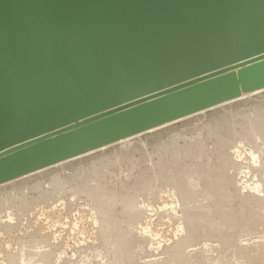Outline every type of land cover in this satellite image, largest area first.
Masks as SVG:
<instances>
[{
	"label": "water",
	"instance_id": "95a60500",
	"mask_svg": "<svg viewBox=\"0 0 264 264\" xmlns=\"http://www.w3.org/2000/svg\"><path fill=\"white\" fill-rule=\"evenodd\" d=\"M264 88V0H0V184Z\"/></svg>",
	"mask_w": 264,
	"mask_h": 264
},
{
	"label": "rangeland",
	"instance_id": "374dc122",
	"mask_svg": "<svg viewBox=\"0 0 264 264\" xmlns=\"http://www.w3.org/2000/svg\"><path fill=\"white\" fill-rule=\"evenodd\" d=\"M263 95L264 88L243 93L236 99L0 184V195L4 196L21 185L38 183L43 186L41 198L29 187L30 191L25 193L26 211L21 212L18 206L1 209L0 264H10L11 258L19 259V264L27 261L26 258H32L31 264H264V134H259L264 132V127L260 129L262 132H257V138L242 137L239 132H234L236 135L229 133L231 138L216 134L221 125L229 122L234 126L228 125L230 129L236 130L241 118H254L264 112ZM258 106L261 112H258ZM210 133L213 136H209ZM214 136L218 139L223 136L221 148L215 145L216 142L211 143ZM172 138L190 154L183 156L182 166H171L170 180L152 178L157 168L154 169L152 160L145 162L146 165H138L143 154L140 152L149 154L155 143ZM135 148L141 151L138 153ZM166 155L161 159L163 162L171 160V154ZM153 161L159 162L156 154ZM143 169L148 171L143 172ZM37 172H40L39 177L28 178ZM143 174L147 175L145 184L138 180ZM50 177L62 181L57 192H54ZM86 177L92 179L94 186L100 181L106 184V194L100 197L101 202L94 203L80 189ZM132 184H135L134 188ZM16 189L15 198L22 200V193ZM14 204L20 205V201L16 200ZM105 214L110 221H106V226L102 216ZM122 242L128 244L123 247Z\"/></svg>",
	"mask_w": 264,
	"mask_h": 264
},
{
	"label": "bare ground",
	"instance_id": "6f19581e",
	"mask_svg": "<svg viewBox=\"0 0 264 264\" xmlns=\"http://www.w3.org/2000/svg\"><path fill=\"white\" fill-rule=\"evenodd\" d=\"M257 95L259 96V94L257 93ZM262 96V95H261ZM263 97H264V95H263ZM255 98V97H254ZM251 99V98H250ZM248 100V99H247ZM252 100H254L253 98H252ZM255 101V100H254ZM264 101V100H263ZM260 102V101H259ZM245 104V103H244ZM261 103H259V105H260ZM261 106H263V105H261ZM257 107V106H256ZM259 107V106H258ZM260 108V107H259ZM257 109V108H256ZM261 110V108L259 109V111L258 112H261L260 111ZM257 111V110H256ZM255 112V111H254ZM226 114V113H225ZM230 116H231V113L229 114ZM228 115V116H229ZM241 115V114H240ZM243 115H246V114H243ZM253 115H254V113H253ZM223 116V115H222ZM235 116V115H234ZM237 116V115H236ZM247 116H249V114L247 115ZM251 116V115H250ZM240 117H242V116H240ZM230 118V117H229ZM232 119V118H231ZM231 119H230V121H231ZM241 121H240V127H239V125H238V129H230L231 127H229L228 125H231V124H229V122H228V125H221V126H219L216 130V134L218 133V134H221V135H228L227 136V138L229 137V138H231L230 136H229V133H230V135L232 134H234V135H236L234 132H236V133H240L241 134V136L242 137H250V136H254L255 138H257L259 135L257 134V132H259V130L261 129V127H264V126H262V123L264 124V112H261V113H259L258 115H256V117H255V115H254V118H253V116H252V118L251 117H243V118H241L240 119ZM232 123V122H231ZM213 124V123H212ZM227 124V123H226ZM235 124V123H234ZM237 124V123H236ZM201 125V124H200ZM215 125H217V124H215ZM232 126V125H231ZM234 126H232V128H233ZM197 129V128H196ZM264 129V128H263ZM194 131V130H193ZM208 131H209V129H208ZM261 131V130H260ZM264 131V130H263ZM211 133H212V131H210ZM233 132V133H232ZM262 132V131H261ZM199 133V132H198ZM211 133L209 134V136H213V135H211ZM215 134V133H214ZM217 134V135H218ZM259 134L261 135V134H264V132L263 133H260L259 132ZM216 135V136H217ZM258 135V136H257ZM155 136V135H154ZM208 136V137H209ZM218 137H220L219 135H218ZM223 137V136H222ZM222 137H221V139H222ZM262 137V136H261ZM158 138V137H157ZM179 138V137H178ZM212 138H214L213 139V142H211V143H213L214 144V142H216L215 143V145L216 146H218V147H220L221 146V144H222V141H221V139H218L217 137H212ZM239 138V137H238ZM183 139V138H182ZM233 139V138H232ZM259 139V138H258ZM240 140V139H239ZM202 141V140H201ZM211 141V140H210ZM227 141V140H226ZM231 141V140H230ZM198 142H199V140H198ZM253 142V141H252ZM144 143V145H145V143H146V141L145 142H143ZM148 143V142H147ZM202 143V142H201ZM204 143V142H203ZM225 143V142H224ZM246 143V142H245ZM195 144H196V142H195ZM200 144V142L197 144L198 146H199V148H200V146L201 145H199ZM212 144V145H213ZM143 145V146H144ZM184 145V144H183ZM193 145V144H192ZM191 145V146H192ZM204 145V144H203ZM220 145V146H219ZM228 145H230V144H228ZM251 145V144H250ZM181 146V145H180ZM180 146H178L177 145V143L175 142V140H173V138L172 139H169V140H166V141H164L163 139L162 140H160L159 141V143H155V145H154V149H153V151H151L149 154H145L146 152H140L141 154L143 153V154H145V156H143V154H142V157L139 159V164L138 165H140V163H142V164H144L145 162H150L151 160H152V163H153V167H154V169H156V172L154 173V175H152V178H155V179H159V177H161V179L163 178L164 180L166 179V180H170V169H171V166H173V167H175V168H177V167H180V166H182V164H181V160H183L182 158H183V156H187L188 154H190V151L189 150H187L186 149V147H184L185 149H181V147ZM188 146V145H187ZM191 146H188V147H191ZM197 146V147H198ZM252 146V145H251ZM146 147H147V145H146ZM205 147V146H204ZM250 147V146H249ZM257 147V146H256ZM255 147V148H256ZM260 147V146H259ZM144 148V147H143ZM148 148V147H147ZM146 148V149H147ZM194 148V147H193ZM198 148V149H199ZM221 148V147H220ZM222 148H223V146H222ZM251 148H253V150H254V147H251ZM190 149V148H189ZM201 149H203V147L201 148ZM259 149V148H258ZM133 150V149H132ZM135 150H136V148H135ZM191 150H192V148H191ZM194 151L193 152H195V149H193ZM224 150V149H223ZM262 150V149H261ZM130 151H131V149H130ZM256 151V150H255ZM135 152V151H134ZM133 152V153H134ZM136 152H138V150H136ZM138 152V153H139ZM251 152V151H250ZM254 152V151H253ZM257 152V151H256ZM256 152H255V155H256ZM89 153V152H88ZM131 153V152H130ZM228 153V152H227ZM241 153V152H240ZM239 153V154H240ZM257 153H260V152H257ZM134 154H136V153H134ZM157 155L158 156V158H159V162L157 163H155L154 161H153V155ZM166 154H171V160H169V161H167V162H163L161 159H163L162 157L163 156H167ZM191 154H192V152H191ZM250 154H252V153H250ZM88 155V154H87ZM121 155H123V154H121ZM125 155H127V154H125ZM219 155V154H218ZM110 156V155H109ZM133 156V155H132ZM246 156V155H245ZM257 156V155H256ZM107 157V156H106ZM111 157H113V155L111 156ZM116 157V156H115ZM119 157V156H118ZM122 157V156H121ZM126 156H124V158H125ZM244 157V156H243ZM261 157V156H260ZM83 158V157H82ZM117 158V157H116ZM128 158V157H127ZM189 158H190V156H189ZM224 158V157H223ZM241 158V157H240ZM247 158V157H246ZM253 158V157H252ZM258 158H259V156H258ZM102 159H103V157H102ZM107 159V158H106ZM109 159V158H108ZM123 159V158H122ZM130 159V158H129ZM242 159V158H241ZM254 159V158H253ZM255 159H257V158H255ZM104 160H105V158H104ZM258 160V159H257ZM98 161V160H97ZM115 161V160H114ZM185 161V160H184ZM243 161V160H242ZM183 162V161H182ZM254 162V161H253ZM257 162V161H256ZM259 162V161H258ZM261 162V161H260ZM96 163V162H95ZM103 163V162H102ZM262 163V162H261ZM261 163H259V164H261ZM97 164V163H96ZM99 164V163H98ZM106 164V163H105ZM109 164V163H108ZM147 163H145V165H146ZM237 164V163H236ZM249 164V163H248ZM88 165V164H87ZM133 165V164H132ZM156 165V166H155ZM231 165V164H230ZM234 165V164H233ZM241 165V164H240ZM90 166V165H89ZM237 166V165H236ZM255 166V165H254ZM259 166V165H258ZM262 166V165H261ZM82 167V166H81ZM84 167V166H83ZM92 167V166H91ZM94 167V166H93ZM148 168H149V166H147ZM152 167V168H153ZM186 167V166H185ZM214 167V166H213ZM241 167V166H240ZM251 167V166H250ZM249 167V168H250ZM103 168V167H102ZM105 168V167H104ZM107 168V167H106ZM236 168V167H235ZM254 168V167H253ZM150 169V168H149ZM184 169V168H183ZM188 169V168H187ZM190 169H191V167H190ZM218 169V168H217ZM68 170V169H67ZM81 170V169H80ZM89 170V169H88ZM102 170V169H101ZM100 170V171H101ZM185 170V169H184ZM212 170H214V169H212ZM229 170V169H228ZM241 170V169H240ZM257 170V169H256ZM77 171V170H76ZM82 171V170H81ZM144 171H148V170H145V169H143V172ZM191 171H192V169H191ZM83 172V171H82ZM92 171H90V173H91ZM97 172H99V171H97ZM104 172V171H103ZM150 172V171H149ZM193 172V171H192ZM256 172V171H255ZM258 172V171H257ZM38 173V172H37ZM87 173V172H86ZM146 173H148V172H146ZM145 173V174H146ZM29 174H31V173H29ZM36 174V173H35ZM46 174V173H45ZM57 174V173H56ZM72 174V173H71ZM76 174H78L77 172H76ZM140 174V173H139ZM145 174H143L142 176H141V179L139 178L138 180H140L139 182H141V183H143V184H145L146 182H145V179H147L145 176H147V175H145ZM26 175H28V174H26ZM32 175V174H31ZM34 175V174H33ZM84 174H82V176H83ZM90 175V174H89ZM94 175V174H93ZM101 175V174H100ZM100 175H98V176H100ZM188 175V174H187ZM259 175V174H258ZM40 176V172L38 173V174H36V175H34V176H28V178H36V177H39ZM42 176V175H41ZM82 176H81V178L80 179H82ZM97 176V175H96ZM95 176V177H96ZM189 176V175H188ZM72 177H73V175H72ZM88 177V176H87ZM85 178L84 179V181H83V183H81L82 184V186H81V190H83L85 193H87V195H89V197H90V199L94 202V203H97V202H101V199H100V197H104L105 196V194H106V184H104L102 181H100V180H102V179H98L99 181H100V184L99 185H96V186H94L93 184H92V182H91V180L92 179H90L91 178V176H90V178ZM140 177V176H139ZM149 177V176H148ZM27 178V177H26ZM27 178V179H28ZM46 178V177H45ZM51 178V177H50ZM58 177H53V178H51V182H52V186H54V192L56 191L57 192V189L58 188H60L61 187V182L58 180V179H60V178H58ZM136 178V177H135ZM176 178V177H175ZM23 179V178H22ZM21 179V180H22ZM43 179V178H42ZM48 179V178H47ZM75 179V178H74ZM137 179V178H136ZM149 179H150V177H149ZM73 180V179H72ZM173 180V179H172ZM220 180H222V179H220ZM231 180V179H230ZM257 180V179H256ZM75 181H76V179H75ZM81 181V180H80ZM98 181V182H99ZM135 181V180H134ZM143 181V182H142ZM151 181V180H150ZM150 181H149V183H150ZM182 181V180H181ZM180 181V182H181ZM224 181V180H223ZM260 181V180H259ZM65 182V183H64ZM64 184H66V181L64 180ZM145 182V183H144ZM148 182V181H147ZM179 182V181H178ZM225 182V181H224ZM250 182V181H249ZM253 182V181H252ZM255 182V181H254ZM253 182V183H254ZM46 183V182H45ZM44 183V184H45ZM76 183V182H75ZM139 184V185H143V184ZM170 183H172V182H170ZM176 183V182H175ZM209 183V182H208ZM221 183H223L222 181H221ZM64 184H62V185H64ZM137 184V183H136ZM166 184H168V182L166 183ZM177 184V183H176ZM219 184H220V182H219ZM218 184V185H219ZM224 184V183H223ZM222 184V187L226 184H224L223 185ZM242 184V183H241ZM258 184V183H257ZM49 185V184H48ZM133 185V184H132ZM131 185V186H132ZM135 185V184H134ZM134 185H133V188H134ZM163 185V184H162ZM178 185V184H177ZM186 185V184H185ZM250 185V184H249ZM44 186H46V185H44ZM50 186V185H49ZM137 186V185H136ZM135 186V188H137ZM144 186V185H143ZM180 186V185H179ZM184 186V185H183ZM240 186V185H239ZM261 186V185H260ZM29 187L30 188H32V189H34L37 193H38V195H39V197L41 198V195H42V187L40 186V184H38V183H32V184H30V185H24V186H22L21 185V187H19V188H15L16 189V191L18 190V191H20L21 193H22V200L18 197V198H15V196H14V190H11V191H7V194L4 196V195H0V211H1V209L3 210V208H5L6 209V207L7 206H11V208L12 207H19V210L22 212V210L23 209H25V211H26V208H28V201L26 200L27 199V197H26V192L29 190L30 191V189H29ZM77 187L79 188V186L77 185ZM77 187H76V189H77ZM130 187V186H129ZM171 187V186H170ZM169 187V188H170ZM185 187V186H184ZM216 187V186H215ZM227 187V186H226ZM249 187V186H248ZM252 187H253V185H252ZM255 187V186H254ZM131 188V187H130ZM232 188V187H231ZM250 188V187H249ZM261 188V187H260ZM31 189V190H32ZM140 189V188H139ZM146 189V188H145ZM210 189V188H209ZM46 190V189H45ZM60 190V189H59ZM79 190V189H78ZM129 188H127V192L129 193ZM131 190H132V188H131ZM134 190V189H133ZM214 190V189H213ZM216 190V189H215ZM220 190H222V189H220ZM233 190V189H232ZM13 191V192H12ZM17 191V192H18ZM110 191V190H109ZM108 191V192H109ZM143 191V190H142ZM144 191H147V190H144ZM111 192V191H110ZM131 192V191H130ZM185 192V191H184ZM210 192V191H209ZM215 192V191H214ZM213 192V193H214ZM218 192V191H217ZM251 192V191H250ZM262 192V191H261ZM260 192V193H261ZM4 193V192H3ZM45 193H46V191H45ZM48 193V192H47ZM83 193V192H82ZM84 193V194H85ZM213 193H211V194H213ZM216 193V192H215ZM218 193H220V192H218ZM226 193V192H225ZM228 193V192H227ZM257 193V192H256ZM115 194V193H114ZM209 194V193H208ZM223 194V193H222ZM125 195V194H124ZM188 195V194H187ZM192 195V194H191ZM214 195H217V194H214ZM220 195H221V193H220ZM228 195V194H227ZM252 195V194H251ZM264 195V194H263ZM262 195V196H263ZM43 196H46V194L45 195H43ZM49 196V195H48ZM126 196V195H125ZM128 196V195H127ZM196 196V195H195ZM201 196V195H200ZM211 196V195H210ZM246 197V196H245ZM258 197H259V195H258ZM258 197L256 198V199H258ZM264 197V196H263ZM262 197V198H263ZM24 198V199H23ZM44 198V197H43ZM42 198V199H43ZM51 198V197H50ZM112 198H114V197H112ZM185 198H187V197H185ZM191 198V197H190ZM214 198V197H213ZM236 198V197H235ZM103 199V198H102ZM105 199V198H104ZM104 199L102 200L103 202H105L104 201ZM109 199H110V197H109ZM128 199V198H127ZM182 199V198H181ZM261 199V198H260ZM16 200H19L20 201V205L18 204V205H16L15 206V202H16ZM49 200V199H48ZM100 200V201H99ZM213 200V199H212ZM222 200V199H221ZM250 200V199H249ZM107 201V200H106ZM111 201V200H110ZM123 201V200H122ZM129 201V200H128ZM128 201H126V202H128ZM132 201V200H131ZM188 201V200H187ZM245 201V200H244ZM259 201V200H258ZM102 202V203H103ZM184 202V201H183ZM109 203V202H108ZM107 203V204H108ZM259 203H261V202H259ZM133 204V203H132ZM137 204V203H136ZM182 204V203H181ZM100 205H101V203H100ZM99 205V206H100ZM220 205V204H219ZM239 205V204H238ZM97 206V205H96ZM98 206V207H99ZM263 206V205H262ZM17 207V208H18ZM97 207V208H98ZM136 207V206H135ZM209 207V206H208ZM242 207V206H241ZM102 208H104V207H102ZM101 208V209H102ZM138 208V207H137ZM140 208V207H139ZM217 208V207H216ZM262 208H264V207H262ZM190 209V208H189ZM188 209V210H189ZM199 209V208H198ZM140 210V209H139ZM196 210V209H195ZM202 210V209H201ZM243 210H245V209H243ZM98 211V210H97ZM102 211V210H101ZM105 211V210H104ZM103 211V212H104ZM2 212V211H1ZM0 212V213H1ZM105 212H107V211H105ZM104 212V213H105ZM139 212V211H138ZM141 212V211H140ZM197 212V211H196ZM148 213V212H147ZM200 213V212H199ZM216 213V212H215ZM107 214V213H106ZM102 215L103 216V218H104V220H105V222H104V225H105V223H106V221H109V216L108 215ZM184 214V213H183ZM248 214V213H247ZM25 215V214H24ZM205 215V214H204ZM189 216H190V214H189ZM227 216V215H226ZM257 216V215H256ZM129 217V216H128ZM184 217V216H183ZM242 217V216H241ZM139 218V217H138ZM108 219V220H107ZM250 219V218H249ZM102 220V219H101ZM244 220V219H243ZM114 221H116V220H114ZM120 221V220H119ZM203 221H204V219H203ZM246 221V220H245ZM110 222V221H109ZM122 222V221H121ZM125 222V221H124ZM108 223V222H107ZM106 223V224H107ZM231 223V222H230ZM7 225V224H6ZM117 225V224H116ZM244 225H245V223H244ZM101 226H102V224H101ZM106 226V225H105ZM196 226V225H195ZM5 227V226H4ZM176 227V226H175ZM206 227H207V225H206ZM8 228V227H7ZM103 228V227H102ZM116 228V227H115ZM119 228V227H118ZM168 228V227H167ZM186 228V227H185ZM232 228H234V227H232ZM218 229V228H217ZM6 230V229H5ZM208 230V229H207ZM216 230V229H215ZM177 231V230H176ZM224 231V230H223ZM119 232V231H118ZM188 232V231H187ZM216 232V231H215ZM213 233V232H212ZM220 234V233H219ZM106 235H108V234H106ZM120 235V234H119ZM172 235V234H171ZM174 235V234H173ZM100 236V235H99ZM117 236V235H116ZM121 236V235H120ZM185 236V235H184ZM110 237V236H109ZM182 238H184V237H182ZM230 238V237H229ZM126 239V238H125ZM180 239H181V237H180ZM29 240V239H28ZM110 240V239H109ZM172 240H174V239H172ZM22 241V240H21ZM120 242H121V240H119ZM123 241V240H122ZM125 241V240H124ZM27 242V241H26ZM119 242V243H120ZM103 243V242H102ZM125 244V243H124ZM126 244H128V243H126ZM125 244V245H126ZM179 244V243H178ZM186 244V243H185ZM33 246H34V244H32ZM121 245H123V242H122V244ZM125 245H123V247L125 246ZM176 245V244H175ZM220 245V244H219ZM226 245V244H225ZM237 245V244H236ZM120 246V245H119ZM172 246H173V244H172ZM48 247V246H47ZM122 247V246H121ZM175 247V246H174ZM32 248V247H31ZM120 248V247H119ZM48 249V248H47ZM122 249V248H121ZM125 249V248H124ZM124 249H123V251H124ZM126 249H127V246H126ZM29 250V249H28ZM128 250V249H127ZM181 250V249H180ZM243 250V249H242ZM47 251V250H46ZM118 251V250H117ZM122 250H120V252H121ZM129 251V250H128ZM34 252V251H33ZM125 252V251H124ZM123 252V253H124ZM256 252V251H255ZM122 253V252H121ZM244 253V252H243ZM27 254V253H26ZM53 255V254H52ZM129 256V255H128ZM253 256V255H252ZM17 257V256H16ZM31 257V256H30ZM40 257V256H39ZM51 257V256H50ZM202 257V256H201ZM247 257V256H246ZM11 258V257H10ZM120 258H121V255H120ZM39 259V258H38ZM131 259V258H130ZM255 259V258H254ZM16 260H17V262H18V260L19 259H16V258H11L10 260H9V262H10V264H19V262L18 263H16ZM20 260H22V259H20ZM25 260H27V261H21V262H23V263H21V264H24V263H26V264H31V263H33L31 260H32V258H26ZM43 260H44V257H43ZM65 260V259H64ZM256 260V259H255ZM38 261V260H37ZM58 261V260H57ZM131 262V261H130ZM42 263H44V262H42ZM41 263V264H42ZM264 263V262H263ZM45 264H46V262H45ZM54 264V263H53ZM73 264H75V263H73ZM77 264V263H76ZM181 264V263H180Z\"/></svg>",
	"mask_w": 264,
	"mask_h": 264
}]
</instances>
